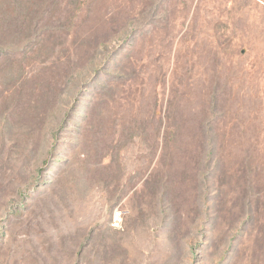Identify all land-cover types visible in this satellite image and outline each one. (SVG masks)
<instances>
[{
  "label": "rangeland",
  "instance_id": "obj_1",
  "mask_svg": "<svg viewBox=\"0 0 264 264\" xmlns=\"http://www.w3.org/2000/svg\"><path fill=\"white\" fill-rule=\"evenodd\" d=\"M0 264H264V0H0Z\"/></svg>",
  "mask_w": 264,
  "mask_h": 264
},
{
  "label": "built area",
  "instance_id": "obj_2",
  "mask_svg": "<svg viewBox=\"0 0 264 264\" xmlns=\"http://www.w3.org/2000/svg\"><path fill=\"white\" fill-rule=\"evenodd\" d=\"M123 222V213L121 211H115L112 216V225L119 227Z\"/></svg>",
  "mask_w": 264,
  "mask_h": 264
}]
</instances>
